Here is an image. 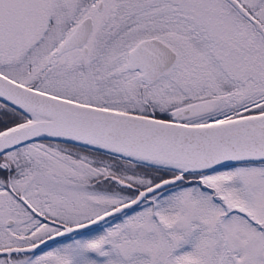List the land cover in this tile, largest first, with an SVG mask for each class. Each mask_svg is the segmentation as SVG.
Listing matches in <instances>:
<instances>
[{
	"label": "snow or ice",
	"instance_id": "obj_1",
	"mask_svg": "<svg viewBox=\"0 0 264 264\" xmlns=\"http://www.w3.org/2000/svg\"><path fill=\"white\" fill-rule=\"evenodd\" d=\"M0 264H264V0H0Z\"/></svg>",
	"mask_w": 264,
	"mask_h": 264
}]
</instances>
